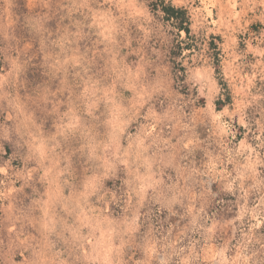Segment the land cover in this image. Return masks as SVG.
<instances>
[{"label": "rangeland", "instance_id": "374dc122", "mask_svg": "<svg viewBox=\"0 0 264 264\" xmlns=\"http://www.w3.org/2000/svg\"><path fill=\"white\" fill-rule=\"evenodd\" d=\"M0 264H264V0H0Z\"/></svg>", "mask_w": 264, "mask_h": 264}, {"label": "trees", "instance_id": "16d2710c", "mask_svg": "<svg viewBox=\"0 0 264 264\" xmlns=\"http://www.w3.org/2000/svg\"><path fill=\"white\" fill-rule=\"evenodd\" d=\"M165 10H166V12L168 13V18H175V17H176V14H179V15H180V14L183 13L182 10H180V9H175V8H173V7H171V6L166 7ZM176 19L179 20V17H176ZM181 24H182V25L180 26V29H181V31H182V30H184V27H183V21H181ZM185 30L187 31V33H189V29H188V28H186Z\"/></svg>", "mask_w": 264, "mask_h": 264}, {"label": "bare ground", "instance_id": "6f19581e", "mask_svg": "<svg viewBox=\"0 0 264 264\" xmlns=\"http://www.w3.org/2000/svg\"><path fill=\"white\" fill-rule=\"evenodd\" d=\"M206 7V6H205ZM211 11V10H210ZM203 12V11H202Z\"/></svg>", "mask_w": 264, "mask_h": 264}]
</instances>
